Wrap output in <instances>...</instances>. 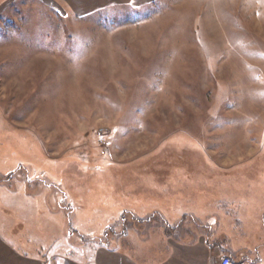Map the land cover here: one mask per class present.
Wrapping results in <instances>:
<instances>
[{"label":"rangeland","instance_id":"1","mask_svg":"<svg viewBox=\"0 0 264 264\" xmlns=\"http://www.w3.org/2000/svg\"><path fill=\"white\" fill-rule=\"evenodd\" d=\"M117 1L0 0V227L47 263H158L264 206V0Z\"/></svg>","mask_w":264,"mask_h":264},{"label":"crops","instance_id":"2","mask_svg":"<svg viewBox=\"0 0 264 264\" xmlns=\"http://www.w3.org/2000/svg\"><path fill=\"white\" fill-rule=\"evenodd\" d=\"M132 0H130L131 4ZM70 5L84 6L97 5L96 9L91 12L95 13L100 10L102 5L115 6L118 5L116 0H69ZM200 199V200H197ZM192 203L191 209L193 214H197L200 219H209L212 213L211 207L207 200L203 197H196ZM225 204L220 205L217 211L220 216L218 219L213 217L212 224L219 242H212L205 236H199L191 242H185L180 239L170 241V250L166 259L154 264H220L222 258H228L233 262H254L255 264H264V226L256 230L257 236L253 233L249 234L247 226L251 221L264 223V206L249 207L240 205L232 207ZM229 206V208H227ZM232 208L236 210L233 211ZM230 209V210H228ZM244 215L250 214L249 217L237 218L235 228L232 227V213ZM256 215V216H255ZM257 221V222H256ZM247 225V226H246ZM241 228V229H240ZM239 230H244L245 234H239ZM247 231V232H246ZM250 231V230H249ZM11 237L5 236L3 229L0 227V264H145L134 260L131 256L116 249L107 247H97L89 253L88 262H80L69 259H60L59 261L47 263L45 259L36 258L34 256L25 255L19 252V244L11 241Z\"/></svg>","mask_w":264,"mask_h":264},{"label":"built area","instance_id":"3","mask_svg":"<svg viewBox=\"0 0 264 264\" xmlns=\"http://www.w3.org/2000/svg\"><path fill=\"white\" fill-rule=\"evenodd\" d=\"M220 264H255V263L254 262H239V263H236V262L231 261L228 258H222Z\"/></svg>","mask_w":264,"mask_h":264}]
</instances>
